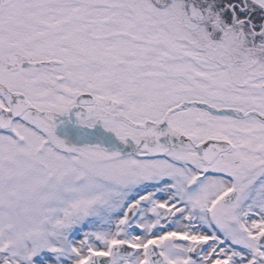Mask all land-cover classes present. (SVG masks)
Returning <instances> with one entry per match:
<instances>
[{"label":"snow or ice","instance_id":"6c2138e0","mask_svg":"<svg viewBox=\"0 0 264 264\" xmlns=\"http://www.w3.org/2000/svg\"><path fill=\"white\" fill-rule=\"evenodd\" d=\"M0 264H264V0H0Z\"/></svg>","mask_w":264,"mask_h":264}]
</instances>
